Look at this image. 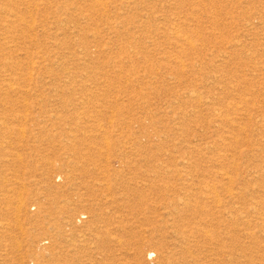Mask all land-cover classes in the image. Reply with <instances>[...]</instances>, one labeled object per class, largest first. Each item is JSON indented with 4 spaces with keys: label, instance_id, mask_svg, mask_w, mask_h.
<instances>
[{
    "label": "rangeland",
    "instance_id": "rangeland-1",
    "mask_svg": "<svg viewBox=\"0 0 264 264\" xmlns=\"http://www.w3.org/2000/svg\"><path fill=\"white\" fill-rule=\"evenodd\" d=\"M0 264H264V0H0Z\"/></svg>",
    "mask_w": 264,
    "mask_h": 264
},
{
    "label": "bare ground",
    "instance_id": "bare-ground-1",
    "mask_svg": "<svg viewBox=\"0 0 264 264\" xmlns=\"http://www.w3.org/2000/svg\"><path fill=\"white\" fill-rule=\"evenodd\" d=\"M215 200H217L216 198H215ZM213 201V200H212ZM216 202V204H217V201H215ZM215 202H214V204H215ZM172 203V202H171ZM170 203V204H171ZM177 203H178V201H177ZM183 204V203H182ZM174 204H172L171 206H173ZM177 205V204H176ZM128 206V205H127ZM170 206V205H169ZM207 206V205H206ZM197 207H199V205H197ZM200 208H202V207H200ZM231 209V208H230ZM173 210H175V209H173ZM168 212V211H167ZM67 214V216H68V214H69V212H67L66 213ZM173 215V214H172ZM201 215V214H200ZM115 218V217H114ZM119 218H121V217H119ZM193 218V217H192ZM231 219V218H230ZM241 219V218H240ZM152 220V219H151ZM229 221V220H228ZM60 223V222H59ZM68 223L69 224H67L66 223V226H68V225H71V219L69 218V220H68ZM198 223V222H197ZM61 224V223H60ZM219 228V227H224L225 229H226V232H230V231H232V232H234V233H236L237 231H235L237 228H236V226H234L233 228H227V226H225V225H221V226H219V223L217 224V223H215L214 222V220L213 219H207V220H205L202 224H199L198 226H197V232H199L203 237H204V239H206L207 241H211L212 239H214V234H215V230H216V228L217 227ZM216 227V228H215ZM121 228V227H120ZM119 228V229H120ZM223 229V228H222ZM56 231H58V229H56ZM59 231H60V229H59ZM71 231V230H70ZM57 233H59V232H57ZM60 233H64L63 232V230L62 231H60ZM245 233V232H244ZM72 234V233H71ZM70 234V235H71ZM249 235V234H248ZM182 237V236H181ZM185 238V237H184ZM236 238V237H235ZM178 245V244H177ZM183 247V246H182ZM161 251V250H160ZM182 251V250H181ZM163 252V251H162ZM143 254V253H142ZM151 254V253H150ZM149 254V255H150ZM201 254V253H200ZM203 254V253H202ZM208 254H210V253H208ZM207 255V254H206ZM176 256V255H175ZM134 257V256H133ZM230 258V257H229ZM231 259V258H230Z\"/></svg>",
    "mask_w": 264,
    "mask_h": 264
}]
</instances>
